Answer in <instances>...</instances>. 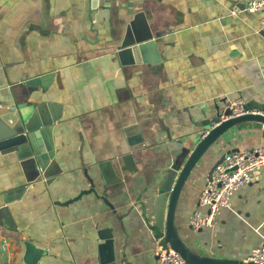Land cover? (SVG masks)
<instances>
[{
	"label": "crops",
	"instance_id": "obj_1",
	"mask_svg": "<svg viewBox=\"0 0 264 264\" xmlns=\"http://www.w3.org/2000/svg\"><path fill=\"white\" fill-rule=\"evenodd\" d=\"M249 1L0 0V107L62 112L39 139L55 150L57 176L27 182L17 160L0 157V264H157L163 233L150 218L175 156L195 148L233 98L264 109V23L244 9ZM128 29L153 34L156 63L140 51L121 59ZM256 147L262 122L237 123L187 180L174 228L199 256L243 260L264 244V167L213 225L190 223L196 209L208 212L200 198L214 165Z\"/></svg>",
	"mask_w": 264,
	"mask_h": 264
},
{
	"label": "water",
	"instance_id": "obj_2",
	"mask_svg": "<svg viewBox=\"0 0 264 264\" xmlns=\"http://www.w3.org/2000/svg\"><path fill=\"white\" fill-rule=\"evenodd\" d=\"M88 1L95 8L100 2V0ZM90 10L92 11V8ZM130 31V29L127 30L122 43L117 48L121 59L123 60V57L131 54V52L137 53V51H140L145 61L156 63L159 60V56L157 43L154 40L153 34L149 31L147 35L142 36L136 31H132V34H130ZM150 55L152 58H147ZM44 106L43 103L34 106L31 102L25 101L15 108L0 107V157L5 160V163L17 160L23 168L27 182H35L41 177L50 179L57 176L61 171L55 159L54 148L51 145L45 149L41 148L39 139L41 134L53 132L54 125L60 120L62 112L56 109L55 111H50ZM248 108L252 107L248 106ZM255 109L264 110L259 107ZM225 113H230V110L226 109ZM247 120H257L264 123V115L245 114L224 121L222 124L211 129L206 136L202 135L201 140L195 148L183 147L181 152L175 156L173 163L167 169L163 178L159 181L154 201V215L150 218V221L153 222L151 224L152 229L162 232V242L169 243L190 264H259L253 261H245L244 259L221 260L213 256L201 257L187 248L174 228L175 210L179 196L191 174L194 173V176L198 175V162L200 158L210 145L225 131L233 125ZM215 166L216 164L210 171L209 177ZM55 169L57 171H54ZM89 180L92 187H95L93 180L91 178ZM4 208H1V210ZM26 245L28 246L27 242ZM32 251L36 254L39 251L42 256L47 254L46 249L34 245Z\"/></svg>",
	"mask_w": 264,
	"mask_h": 264
},
{
	"label": "built area",
	"instance_id": "obj_3",
	"mask_svg": "<svg viewBox=\"0 0 264 264\" xmlns=\"http://www.w3.org/2000/svg\"><path fill=\"white\" fill-rule=\"evenodd\" d=\"M249 12H259L264 23V0H250L245 8ZM236 8L232 11L239 13ZM230 113L219 112L218 118L210 128L203 133L206 136L211 129L232 118L245 114H262L264 110L248 108L245 100L238 96L231 100L228 108ZM264 126V123L262 122ZM264 167V149L260 147L252 149H237L225 153L222 160L216 164L209 177L200 198V206L207 207L208 212L196 209L191 216V226L194 230L213 225L217 212L224 207H230L235 192L251 181L254 172ZM157 250V264H190L169 243L159 240ZM0 248H8V238L0 232ZM255 263L264 264V244L253 248L251 254L244 259Z\"/></svg>",
	"mask_w": 264,
	"mask_h": 264
}]
</instances>
